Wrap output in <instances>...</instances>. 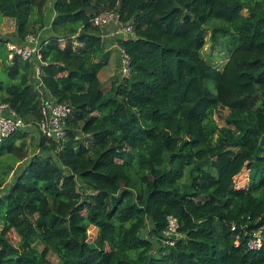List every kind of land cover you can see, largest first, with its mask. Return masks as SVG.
Returning <instances> with one entry per match:
<instances>
[{
  "label": "trees",
  "instance_id": "16d2710c",
  "mask_svg": "<svg viewBox=\"0 0 264 264\" xmlns=\"http://www.w3.org/2000/svg\"><path fill=\"white\" fill-rule=\"evenodd\" d=\"M51 1L0 0L20 40L46 34L40 78L72 107L61 141L37 129L0 141V264H264V0H53L48 23ZM106 12L134 33L117 40L129 72L107 90L93 22ZM208 32L222 67L203 54ZM9 41L0 104L37 128L48 93L35 61L8 60ZM170 216L179 236L164 246Z\"/></svg>",
  "mask_w": 264,
  "mask_h": 264
},
{
  "label": "built area",
  "instance_id": "2783aa9c",
  "mask_svg": "<svg viewBox=\"0 0 264 264\" xmlns=\"http://www.w3.org/2000/svg\"><path fill=\"white\" fill-rule=\"evenodd\" d=\"M93 22L96 26L104 28H113L116 30V34H132L133 26L130 24H124L121 16L117 12H106L98 14L94 17ZM128 38V37H127ZM10 51V59L12 60L15 56H20L23 60L35 61L33 66H39L43 63V57L41 52V42L39 35L28 34L24 40L18 43L9 42L7 44ZM122 53V69L123 75L129 72V57ZM38 69V73H39ZM36 72V71H35ZM41 72V71H40ZM34 73V72H33ZM35 86L42 92H47L48 94L43 97L42 103V118L38 122L37 128H32L31 125H27L23 118L19 116L8 103L0 104V141L8 137L14 131L18 129L31 130L37 129L42 132L43 135L49 139L55 141H61L66 136V122L68 117L72 113V107L66 104L57 102L56 98L53 97L48 90L44 87L42 81L40 80V74H38V80H34ZM169 224L164 231L162 238V245H174V236H179L178 233V222L173 216L168 218ZM232 230L236 231V226H232ZM241 232L236 234V244L238 245L241 241ZM263 245V235L261 230H254L248 240L247 246L250 249L260 248Z\"/></svg>",
  "mask_w": 264,
  "mask_h": 264
},
{
  "label": "rangeland",
  "instance_id": "374dc122",
  "mask_svg": "<svg viewBox=\"0 0 264 264\" xmlns=\"http://www.w3.org/2000/svg\"><path fill=\"white\" fill-rule=\"evenodd\" d=\"M50 6V4H49ZM16 22L14 21V19L12 18L9 21L3 22L0 21V37H9L11 40H13L14 43H18L20 42V40H17V32L16 31ZM41 33V32H40ZM114 35L117 36V38L123 37V38H127V37H131L134 35V33L132 34H125L124 32H122L123 34H116V30H114ZM64 43V42H63ZM213 42L211 40L210 37V33L208 32L207 35V43L204 47L203 50V54L207 59H211L212 62L214 64H216L218 67H222L223 64L227 61V57L228 55L226 54V51L223 49L218 48L217 46L213 48L212 46ZM6 50L3 44H0V80L2 81H7L8 80V74H7V70H6V65H5V54ZM111 52V51H110ZM114 52L113 56L108 57V60L110 59V62L108 64V66L106 68H104V71H102V77L104 78V82L107 83L105 89H109L110 88V82H111V76H116V74L118 73L120 76L123 75V69H122V53L120 51H112ZM10 59V57H9ZM120 60L121 64L119 67V70L116 72V63L117 60ZM38 69H40L39 66H33V74H32V78L34 80H38V74H41L40 70L38 73ZM113 70V71H112ZM36 71V72H35ZM41 80V78H40ZM42 81V80H41ZM222 114H227L228 110L224 109L223 112H221ZM216 118L218 119V122L220 124H223V119L221 117H219L218 115H216ZM32 128H35L34 126L31 125ZM29 130V129H28ZM24 164H21V166H19L15 172H13V174L10 176L8 182L6 183L5 187H9L11 185L12 180L16 177V175L20 172V168L23 166ZM249 174V171L247 169H244L243 172L241 173V179H240V184H247L248 180H249V176H247ZM247 186V185H246ZM90 236L92 237V239L95 237L96 233H97V229L92 227L90 229ZM159 248V245L156 246V248L154 249V251H152V253H157Z\"/></svg>",
  "mask_w": 264,
  "mask_h": 264
},
{
  "label": "crops",
  "instance_id": "0c3cea01",
  "mask_svg": "<svg viewBox=\"0 0 264 264\" xmlns=\"http://www.w3.org/2000/svg\"><path fill=\"white\" fill-rule=\"evenodd\" d=\"M49 6V5H48ZM55 11H54V1L52 0L51 2H50V6L48 7V10H47V20H48V23H51V21L53 20V18H54V16H55ZM12 18H7V17H4L3 19H2V21L3 22H6V21H9V20H11ZM15 21V20H14ZM16 33V32H15ZM115 33H114V29L113 28H104V29H102V36H103V40H104V43H105V45H106V52H107V54L108 55H110V56H113L114 55V52H112V51H115V50H117V51H122V49L119 47V45L117 44V40H118V38H117V36H115L114 35ZM46 34L43 32V31H41V33L39 34V37L41 38V37H44ZM5 38V37H4ZM6 39H9L10 41L9 42H13V40L14 39H10L9 37H6ZM17 40H20L19 38H17ZM21 41V40H20ZM62 41V44H64L63 42V40H61ZM111 51V52H110ZM106 54V55H107ZM109 56V57H110ZM99 59H101V57H98L96 60H99ZM106 59H108L107 57H106ZM111 59V58H110ZM110 59L108 60V63L104 66V67H102L101 69H100V72H99V76H100V79L103 81L104 80V78L102 77V71H104V68H106L107 66H108V64H109V62H110ZM8 60L9 61H11L9 58H8ZM9 61H7V62H9ZM120 64H121V62H120V60L118 59L117 60V63H116V72L119 70V67H120ZM113 71V70H112ZM116 76H119V77H122V75L120 76L118 73L116 74ZM111 77H113V76H111ZM104 82V81H103ZM105 83V82H104ZM30 131H33V133H37V131L35 130V129H31Z\"/></svg>",
  "mask_w": 264,
  "mask_h": 264
},
{
  "label": "water",
  "instance_id": "95a60500",
  "mask_svg": "<svg viewBox=\"0 0 264 264\" xmlns=\"http://www.w3.org/2000/svg\"><path fill=\"white\" fill-rule=\"evenodd\" d=\"M79 11H87L88 13L93 14V12H94V7H86V6H82V7L80 8V10H78V12H79Z\"/></svg>",
  "mask_w": 264,
  "mask_h": 264
}]
</instances>
